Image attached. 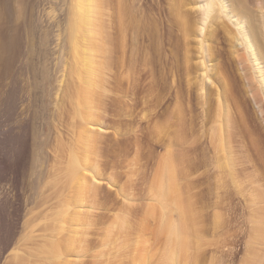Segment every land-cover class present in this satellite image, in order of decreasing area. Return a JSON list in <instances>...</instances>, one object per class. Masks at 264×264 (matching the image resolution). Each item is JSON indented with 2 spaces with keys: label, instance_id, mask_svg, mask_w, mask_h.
Returning a JSON list of instances; mask_svg holds the SVG:
<instances>
[{
  "label": "bare ground",
  "instance_id": "6f19581e",
  "mask_svg": "<svg viewBox=\"0 0 264 264\" xmlns=\"http://www.w3.org/2000/svg\"><path fill=\"white\" fill-rule=\"evenodd\" d=\"M146 1L150 0H59L64 6L68 28L67 31V26L64 28V43L58 40L64 47L58 45L57 48L66 59L61 63V66L64 63L63 75L54 93L53 117L44 124L46 130L38 122L42 127L36 124L39 128H33L36 127L34 122H41V118L37 120L40 114H37L38 107L35 114V106L44 97L41 96L43 89L47 85L54 86V79L48 67L38 63L39 68L44 67L38 70V64L32 62L36 53L26 29L27 17L0 18V264L86 263L89 255L85 243L90 224L86 215L80 219L84 223L79 224L73 211L83 208L89 215L95 208L93 202L88 205L89 199L96 201L100 197L105 177L98 154L105 137L102 128L108 126L100 120L102 117L93 114L97 106L96 101L93 102L97 99L94 93L98 99L100 93L108 99L107 107L109 113L112 112L109 116L123 117V105L117 104L123 96L115 91L129 75L124 76L123 70L119 75L116 67L119 62L120 68H125L128 41L131 39L137 46L139 37L147 40L148 45L136 54L133 50L129 67L131 70L144 67L151 78L150 98L141 101L148 112L134 114L130 111L124 119L132 123L128 128H146L141 132V139L132 131L137 139L133 144L136 156L141 155L147 161L146 169L137 171V176L141 177L132 180V185L146 194L137 197L136 193L126 194L120 190L118 196L124 199L125 206L120 215L122 225L127 227L138 209L144 206L147 209L144 232L134 237L130 246L138 252L139 258L149 260L152 251L161 244L162 264H188V261L204 259L206 249L199 239L203 225H200L201 213L195 214L198 213L196 203L203 193L209 197L217 194L215 207L226 211L225 207L233 202V195L242 196L245 183H250V189L259 192L256 193L258 198L255 194V202L259 199L262 203L260 206L258 201L249 200L248 205V224L252 226L248 225L251 229L243 237L249 238L244 243L245 252L252 258L245 257L251 261L246 259V262L245 257L238 260L236 247L234 250L224 245L227 250L212 257L211 264L237 260L246 262L241 264H260L264 260V254L256 255L257 245H264V0H155L154 8L144 9L141 3ZM153 15L156 18L152 26ZM223 20L232 28L223 26L224 34L220 35L218 24ZM104 25L106 31L102 32ZM219 36L221 47L216 48ZM117 45L122 53L120 58ZM105 75L110 84L105 85L109 87L108 96L103 93L107 92L102 86ZM98 89H103L99 96ZM64 118L67 122L63 123ZM66 123L73 128L70 145L68 142L64 143L68 147L61 145L62 142L59 145L61 138L56 142L57 147L52 143L55 162L52 160L54 166H50L52 158L49 156L51 159L46 160L45 148L55 129L60 133L57 128L61 124L64 128ZM78 124L81 127L83 124L84 128L81 137L76 132L81 129ZM151 163L157 164L155 168L152 166L153 174L148 169ZM148 172L152 174L150 184L146 183ZM240 178L248 180L243 184ZM116 185L112 182L110 186ZM47 190L53 191L56 202L50 198L51 192L45 196ZM80 193L84 194L83 199L89 198L88 206L78 200ZM182 195L187 203L182 201ZM142 198L146 201L138 203ZM45 205L52 206L53 213L62 211L60 218L66 212L72 214L71 219L75 221L70 220L67 213L65 216L68 215L70 221L67 217L64 220L77 223L67 227L66 221H63L65 226L60 224L62 219H56L58 223L53 218L59 225L53 227L55 233L48 236L46 243ZM220 213L214 216L210 228L213 233L225 229L229 223L234 227L235 219L231 217L235 215L228 219ZM231 236L240 239L239 235ZM107 256L114 258L110 253Z\"/></svg>",
  "mask_w": 264,
  "mask_h": 264
},
{
  "label": "rangeland",
  "instance_id": "374dc122",
  "mask_svg": "<svg viewBox=\"0 0 264 264\" xmlns=\"http://www.w3.org/2000/svg\"><path fill=\"white\" fill-rule=\"evenodd\" d=\"M141 4L143 5L144 9L147 7L154 8L156 2H155V0H150V1H146V2L141 3ZM61 5L62 4L59 2V0H0V16H1L0 18H2V17H4V18L5 17H24V16L27 17V18H25L26 21H28L27 22L28 27L26 26V29L30 33L29 35H31L30 37H31L32 42H30V44H31V47L34 49L33 51L36 53L32 62L34 64L40 63L42 66L44 64V67H48L50 70L52 80L54 79V81H52V83L54 82L53 83L54 86L52 87V86L47 85L46 88H44L46 90V92L43 89L41 96L44 95V97L41 98V100H42L41 103L37 104V106H35V114L37 113L36 108L38 107L37 108V110H38L37 114H40V115L44 114V116L40 117V115H39V117H37V120H38V118H41V119H39V120H41V122L36 121V118H34L36 122H34V120H33L35 125L32 123V126L33 125L36 126L37 122L42 123V126L44 129H45L46 125L48 124V122H50L49 120H51L53 117L52 115H53L54 110H55V105L53 103H56V101L53 100L56 97V94L54 96V93H56L58 91L57 89L59 88V85H60L59 80H61L60 79L61 75H63L62 66L64 67V63H65L64 59H66L64 55H63L64 58H62V55L59 54V52L61 53L60 48L64 47L62 45L64 43L62 40H64L65 35H66L65 32L67 31V28H68V21H67L68 19L65 16V13H63L64 12L63 11L64 6H61ZM51 9L54 10V12H51L52 11ZM54 13H56L55 16H54ZM5 14H6V16H2ZM155 18H156V15H153L150 18V23L152 24V26L155 22ZM105 20H103L104 24L106 23ZM65 26H67V27L65 28ZM105 26L106 25H104V27ZM223 26L227 27L228 29L232 28V26H230L229 22H227L226 20L219 22L218 28L220 29V33H221L220 35L224 34V32L222 30ZM64 28L66 29V31ZM105 29H106V27L103 28L102 32H105L106 31ZM62 37H63V39H61ZM58 38H60V39H58ZM220 38H221V36H219L217 41H216V42H219V43H216L218 45H214V47H216V48L221 47ZM58 40H60L63 43H59ZM104 41H105V38H104ZM58 45L60 46V48L58 47L60 50L57 48ZM147 45H148V41L145 40L143 37H139L137 46H134L132 44L131 39H129L128 48H127L128 58L126 61L125 68L121 69L119 66V62L117 63V67H116L117 73L120 75V72L123 70L124 76L129 75V79L124 81L123 83H121L122 85H120V88L117 87L118 89H117V91H115V92H118L120 94V96H123V97L119 96L120 98L117 100V104L119 106L123 105V107L121 106L123 108V110L120 107H118V109L120 108V110H122L121 114H123V117L120 115L122 118L119 116V114H117L115 117H112L111 115L109 116V114H111L112 112L109 113V111H110L109 106L107 107V104H108L107 100L108 99L106 98V96L104 97L103 96L104 94H102V93H100V96H103L104 98L101 97L102 98L101 99L99 96V92H103L102 91L103 89L102 90L98 89L96 91V92H98L97 96H99L100 101H99L98 97H96V93H94L95 94L94 96L97 99L94 100L93 102L96 101L97 106H95V108L98 109L99 111L95 109L93 114L96 113V116L94 115L95 117H99V116L102 117V118H100V120H102V122L105 123V125L107 124L108 126H104V128H102L103 129L102 133L104 134L103 136H105V137H103V139L100 143V150L101 151L98 154L99 155L98 161L100 162V170H101V173L103 174V176L105 177L102 181V184H101L102 191L100 192V195H99L100 197H98V199L96 201L93 199L90 200L89 198L85 199L86 197L84 198L85 199L84 200L83 199L84 194L81 195V193H80L81 196L79 195L78 200H83L84 206L92 205L93 203H95V204H93V205H95V208L93 210L92 209L90 210L89 215H87V214H85V212H83L84 211L83 208H77L76 211H73V215L76 214L74 216L75 220L77 222H80L79 224L84 223L81 221L85 218V217H83L84 215H86V219H88V223L90 224V226H88V229H89L88 230V238H86L87 240L85 243V245H86L85 247L88 250L87 255H89V256H88V258H86L85 264H145V263L162 264L163 263L161 256L163 255L162 253L164 250H163L161 244H159L152 251V253H151L152 257H150L149 260L147 257L146 258L145 257L139 258L138 254H137L138 252H135L133 250V247L130 246L133 243L134 237L140 236L144 232V226H146V219L144 217V212H146L147 206L146 207L144 206L141 210L138 209L139 212L136 213L137 215L133 216L130 219V222L127 225V227H124L122 225L123 222H122L121 216H120V215H122V212H123L122 209L125 207L124 206V199H122L121 197L118 196V193H120L121 189L126 194L132 193V192L136 193L137 197H141V194H143V195L146 194V192H143V190H141L139 187H135L132 185L133 184L132 180H134V179L136 180V179L141 177V176H139V177L137 176V173L139 172L138 170L139 169L140 170L146 169L145 165L147 162L146 159H144L141 155L136 156V151L134 150L135 148H133V144L136 143L137 139H135L136 136L135 137L133 136L134 134L132 131H136L138 138L141 139V137H140L141 132L144 131L146 128H128V127H130V124H132V123L130 121L127 122L128 120L125 121L126 119H124V118H126L125 117L126 114L131 113V112H133L134 114H137L139 111H142L141 113H147L148 112V109L144 108V105L141 103V101H146L150 98L149 94H150V79L151 78L149 77L148 73L144 70V67H142V68L139 67L136 70H131L129 67L130 66V57L132 55L133 50L135 49V54H136L137 50H139L140 48L145 49V47ZM55 50H56V52H55ZM117 51H118V56L120 58L122 53L120 51V47L118 49V45H117ZM62 52H63V49H62ZM100 57L102 58L103 55H101ZM62 62H64V63L61 66ZM40 64L37 65L38 68H39ZM54 66H56V67L54 68ZM59 66H61V68H60V71H62L61 73H60V71H58ZM104 66H103L104 74H106L107 73V67H106V65H104ZM44 67L39 68L38 70H41ZM106 78L108 79V77H106V75H105L106 81L102 80L103 88L106 87L105 85H108L107 84L108 81ZM39 81L40 82L42 81L41 78L39 79ZM108 86H110V84ZM118 86H119V83H118ZM107 87L105 88L107 92H103V93H107L105 95L108 96ZM95 98H93V99H95ZM105 100H106V102H105ZM123 101H125V102H123ZM136 101L137 102L140 101L139 104H136L135 103ZM134 103L136 105H134ZM96 104H94V105H96ZM65 106H66L65 109H67V107H68L67 102H66ZM35 117H36V115H35ZM64 117H66V116H64ZM110 117L112 119H110ZM66 118H68V117H66ZM66 118H64V119L66 120ZM98 119L99 118H97V120ZM65 120L62 122L63 123L67 122V120L66 121ZM117 120H118V122H117ZM44 124H46V125H44ZM80 124H81V121H80ZM80 124H78L77 127H81V126H79ZM37 125H39V124H37ZM64 125H66V126H64V128H63V124H61L60 128H57V129L61 130V132L64 131L65 133L64 132L59 133V131H57L55 129L54 134H53V138H51V140L48 142V145L45 148L44 153H46V154L44 156H45V158L47 157L46 158L47 161H49L52 158V154L55 153V147L58 146V144H56V142H58L59 138H61V141H59V145H60V142H62L61 145H63V146L67 144L66 142H68V144L70 145L73 128H69L70 127L69 123H66ZM114 125L117 128L116 127L114 128ZM39 126H41V124ZM39 126H36L33 128H39ZM66 127H68V128H66ZM77 129L78 128H76V130ZM132 129H134V130H132ZM83 130H84V128H83V124H82L81 129L79 128V131H76L77 135L81 137ZM129 130H131V131H129ZM44 134H45V132H44ZM58 134H61V136L59 137ZM128 134H130V135H128ZM131 135L133 137H130ZM125 136H127L128 138H131V139H128ZM44 139H45V137H44ZM79 139H81V138H79ZM118 139H120V140H118ZM115 141L119 144H116ZM145 141H146V139L143 140V142H145ZM54 142H55V147H54V144H52ZM45 143H46V140L44 141V144ZM64 143H66V144H64ZM51 145H53L54 148L51 147ZM64 147H68V145L64 146ZM132 149H133V151H132ZM163 151L161 153H163ZM49 156H51V158ZM52 160H53V158L50 160L51 161L50 164L46 161L47 169H48L49 165L51 166V164H52V166H54L53 162H55V159L53 160V162H52ZM153 164L154 163H151L148 165L149 172L152 174H153L152 166H153V168H155L157 166V164L156 165L155 164L153 165ZM49 169H51V167ZM149 172L147 173V176H148L147 182H146L147 184H150L151 180H152V176H151L152 174H150ZM138 175H139V173H138ZM240 179H243V178H240ZM243 180H241V181L244 184V182H246L248 179H245L244 181ZM112 182L117 184L116 186H114V188H112L110 186V185H112ZM245 184L247 186L245 185L246 188L244 187V194L242 196L241 195H233L234 199L232 198L233 199L232 204L231 203L229 204L230 207H228V206L225 207V209L226 208L232 209L231 211H229V209L228 210L226 209L227 213L230 214L229 216L226 213V211L224 210V208L215 207L214 203L217 200V197H218L217 194L209 197L206 195V193H203L201 200L198 201L199 203H196L197 208L195 206V208L198 209L197 211L195 210V212H198V213H195L194 211H192V213H195L196 215L197 214L200 215V213H201L200 219H202V222L200 225H203V230L199 232V236H200L199 239L202 241L204 249H206V256L204 257V259H202L198 262L188 261V264H211L212 257L220 256L221 252L223 250H227V248H231V247H233L232 249H234V250H235L234 247H236L237 250H235V251H238L237 252L238 253V260H240L241 258L244 259L245 256L249 255V254L246 255V252H245L246 251L245 250L246 244H244V243H246V241L249 240V238L248 237L244 238L243 234H245V232H247L251 229V227L248 226V225L252 224V223L248 224V223H250V222H248V219H250V218H248V216L250 217L249 210H248L250 207H248V205L255 202L254 198H256V197L258 198V195L256 193H259V192L251 190L250 189V183H248V184L245 183ZM262 189H264V187H262ZM51 191L52 190H50V191L47 190L46 191L47 194L45 196H48L49 194H51L53 192V191L52 192ZM49 192H51V193H49ZM53 196L54 195L52 193L50 198H52L53 201L56 202L55 201L56 199L54 200L55 196H54V198H53ZM80 197H82V198H80ZM181 198H182V201L184 199L185 202L187 203L185 195H182ZM52 199H49V200L51 201ZM88 199L90 201L89 204H88V202H89ZM86 200H87V202H86ZM249 200L251 203L249 202ZM145 201L142 198V199L138 200L137 202L143 204ZM259 201L257 203H259ZM234 202H235V204L236 203L238 204V208H237V204L235 206ZM261 204L262 203L260 202L259 205L262 206ZM48 205H45L47 207L44 206V242L48 238V236L50 237V234L55 233V232H53V227H56V226L58 227V225H59L58 224L59 221H57L56 219H58V218L60 220L62 219L60 221V224L63 223V225L66 224V223L64 224L63 221H66V220H64V218L67 217L68 215L70 216V220L73 219V218L71 219L72 214H69L67 212H66L68 214L67 216H65L66 215V213H65L64 217L60 218L62 211L59 212V210H58V212L61 213L60 215H59V213H57L55 211L53 213V210H54V209H52L53 207L51 206V208H49V206L51 204L49 206ZM231 205H233L235 207H233ZM255 207L257 208L258 205L256 204ZM233 208H234V210H233ZM253 208L254 207H252L251 209H253ZM222 209L225 212H223ZM236 209H238L239 211ZM243 211H245V212H243ZM69 212L72 213V210ZM220 212L224 213L222 215H225L224 217H226V218H228V217L230 218L231 215H235L236 217L232 216L231 218H234L235 220L237 218V221L234 220V222L235 223L238 222V223H236V224L233 223L234 227L231 226L230 223L228 225L227 224L225 225L226 227H228V229L232 228L231 230L230 229L228 230L225 227V229L221 228L218 230L217 233H213L212 229H210V228H211V225H213L215 214L220 213ZM78 213H79V215L77 216ZM57 214L59 215V217L56 216ZM118 215H119V217H118ZM251 217H252L251 219H253V220L255 219L253 215H251ZM53 218H55V220L58 223L56 221H54L55 222L54 223L52 220ZM67 218H65V219H67ZM245 218H247V219H245ZM86 219L84 221H86ZM68 220H69V218H68ZM75 220H72V221H75ZM78 220H80V221H78ZM56 223H57V225H56ZM69 223H71V224H69ZM86 223H87V221H86ZM76 224L77 223H75V222H67L66 225H67V227H69L71 225H76ZM53 225H55V226H53ZM233 231H235V232L233 233ZM237 231L239 234L237 233ZM232 234H235V236L240 237V239L237 237L234 238L233 236H231ZM65 235L66 234H64V236ZM254 236L257 237L258 233H255ZM235 239H237V240H235ZM233 241L235 243H233ZM238 242H240V243H238ZM224 245H226L228 247L225 249ZM261 245H257L256 255H258V256H261L262 254H264V245H263V247H261ZM122 246H124V249H122ZM109 253L112 254V256L114 258H111V259L108 258L107 255ZM247 257L252 258V256H250V255ZM247 257H245L244 260L246 262H248V261L250 262L251 260H249V259H251V258L248 259ZM263 257H264V255L262 256V259H264ZM44 258H45V256H44ZM246 259H248V261ZM238 260L235 261L234 263L231 262L229 264H239L240 261H238ZM263 261L260 262V264L261 263L264 264ZM242 262L243 261H241L240 264ZM44 263L47 264V262H44ZM48 264H51V263L49 262ZM53 264H55V263H53Z\"/></svg>",
  "mask_w": 264,
  "mask_h": 264
}]
</instances>
